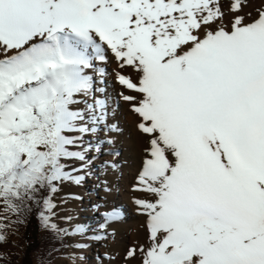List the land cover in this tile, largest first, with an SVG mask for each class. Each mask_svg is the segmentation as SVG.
<instances>
[{"label": "snow or ice", "instance_id": "obj_1", "mask_svg": "<svg viewBox=\"0 0 264 264\" xmlns=\"http://www.w3.org/2000/svg\"><path fill=\"white\" fill-rule=\"evenodd\" d=\"M111 61L143 138L132 190L147 242L124 264H264V0H0V245L33 206L57 236L91 227H61L55 194L113 143ZM99 215L88 240L123 212Z\"/></svg>", "mask_w": 264, "mask_h": 264}, {"label": "rangeland", "instance_id": "obj_2", "mask_svg": "<svg viewBox=\"0 0 264 264\" xmlns=\"http://www.w3.org/2000/svg\"><path fill=\"white\" fill-rule=\"evenodd\" d=\"M107 78L108 72L106 81ZM104 86H107V82ZM107 136L109 137L110 134H107ZM100 137L106 138L105 133L101 132ZM140 138L141 141H143L142 136H140ZM89 155L91 156L92 153H89ZM116 160L121 166L127 165L126 156L117 157ZM111 161L112 160L110 159H103L100 155L95 156L90 167L91 174L86 175L80 185L77 186L74 183H65L61 186L60 191L55 194L56 201L60 205L56 208L58 215L55 217V220L61 227H71L76 224H85L90 225L91 227L87 228L84 234H69L63 236L58 251L51 253L45 250H41L37 253L30 252L31 264H38V259L41 256L47 257L50 264H72L69 259L63 258L64 253H75V256L77 257L75 264H98L96 257L107 253L114 258L111 264H117V257L123 255L124 249L128 245L127 242L123 241L126 230H129L128 225L111 224L109 231L113 232L114 235L109 236L107 239L99 241L87 239V235L92 232L96 227V224L101 220L99 213L106 209H110V203L113 200V194L110 189L114 187V178L116 176L113 175L112 167H108L105 164V162L112 163L113 161ZM118 177L119 176L116 178ZM105 181L107 182V191H105ZM96 204H103L104 207L99 208V210H94L93 205ZM63 217H70L71 219L65 222L62 219ZM39 233L40 230L31 232L25 236L24 240L19 236L8 235V241L3 243L1 248L7 250L9 253L15 252L22 255L25 249L29 250L30 245L39 239ZM140 236H142V240ZM138 238L137 241H142H139L138 243H146L145 231L143 234H140ZM137 241L135 243H137ZM73 242L86 243L89 246L82 249L65 247V245H69ZM81 256L83 259L79 258ZM121 263L124 264V261H121L120 264ZM104 264H109V262L105 260Z\"/></svg>", "mask_w": 264, "mask_h": 264}, {"label": "bare ground", "instance_id": "obj_3", "mask_svg": "<svg viewBox=\"0 0 264 264\" xmlns=\"http://www.w3.org/2000/svg\"><path fill=\"white\" fill-rule=\"evenodd\" d=\"M252 2L254 4H258L259 0H252ZM100 67H105L107 69L108 78L106 81V87L107 90H109L107 92H109L108 94L119 104L118 108H116L115 104H113L115 115L110 121V123H115L118 126V130L107 133L110 134L109 137L112 139L113 143L104 144L101 152L95 156L100 155L103 159H110L115 163V167H112V172L113 175L119 177L114 178V187L110 189L113 194L110 209L114 206H119L122 209L123 217L120 221L113 222L112 224L128 225L129 230H126L123 241L127 242L129 245L130 243H135L139 239V235L143 234L145 231V217L137 214V206L133 202V198L141 194L133 192L132 190V185L135 183V176L140 166V149L142 146L140 138L141 134L136 128V117L128 111V105H126L122 100H119V97L116 95L117 92L123 89L115 83V77L112 74V69L116 67L115 62L111 61L106 65H100ZM125 71L130 73L132 70L126 69ZM99 78L100 77L97 76V80H99ZM121 156L127 157V165L121 166V164L116 160L117 157ZM140 237L142 240V236ZM139 241H137V243ZM120 257L121 255L117 257V264H120V262L123 261Z\"/></svg>", "mask_w": 264, "mask_h": 264}, {"label": "trees", "instance_id": "obj_4", "mask_svg": "<svg viewBox=\"0 0 264 264\" xmlns=\"http://www.w3.org/2000/svg\"><path fill=\"white\" fill-rule=\"evenodd\" d=\"M23 189L21 190V199L13 200L11 196L5 201L8 205V213L19 208L20 205H26L27 201L23 199ZM13 219H17L16 216H13ZM39 239L30 245L29 250L25 249L22 255H19L15 252L9 253L7 250L1 248L0 245V254L4 255L3 259H0V264H31L30 252H39L45 250L48 252L53 249H58L62 243L63 236H57L51 230L45 229L44 225L40 222L39 216L35 211L34 206L32 208H24L20 211L18 222L15 223L12 227V231L9 235L19 236L22 240L25 239V236L31 232L38 231Z\"/></svg>", "mask_w": 264, "mask_h": 264}]
</instances>
